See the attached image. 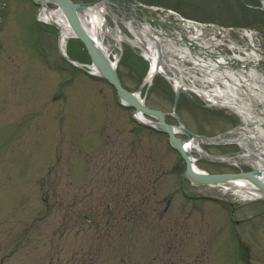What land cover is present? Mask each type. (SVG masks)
<instances>
[{"label":"rangeland","instance_id":"obj_1","mask_svg":"<svg viewBox=\"0 0 264 264\" xmlns=\"http://www.w3.org/2000/svg\"><path fill=\"white\" fill-rule=\"evenodd\" d=\"M129 1L233 27L220 33L203 28V36L222 39L219 49L234 42L264 51V0ZM106 5L116 15L106 14L107 24L117 23L129 37L126 23H144V13L172 17L114 0ZM38 10L30 0H0V264H65L78 254L91 258L90 264H119L120 254L128 264H264V198L233 202L232 211L229 200L190 184L167 135L135 120L133 108L120 103L105 79L70 64L61 54L58 29L38 21ZM168 21L150 20L171 32ZM120 47L119 79L136 91L148 62L138 48L124 41ZM66 51L90 63L78 39H70ZM115 53L119 48L113 46ZM171 84L157 74L140 91L147 106L167 113V123L178 125L179 116L188 130L204 136L238 126L233 111L210 106L194 92H182L175 104ZM200 146L214 155L237 149ZM205 152L191 153L210 173L249 168ZM107 205L129 211L109 239L102 229ZM138 208L145 217L137 216Z\"/></svg>","mask_w":264,"mask_h":264},{"label":"bare ground","instance_id":"obj_2","mask_svg":"<svg viewBox=\"0 0 264 264\" xmlns=\"http://www.w3.org/2000/svg\"><path fill=\"white\" fill-rule=\"evenodd\" d=\"M111 11V8L103 5L102 3H95L84 8L80 14L81 21L89 35L93 39H96L97 42L101 43L102 46L104 45L108 51H111L113 46H119L120 38L129 37L125 33L121 32L117 23H114V27H110V25L107 24L105 13L108 12L112 14ZM37 17L41 22L45 24H52L58 29L60 50L62 53L67 55L66 48L68 41L73 38V31L70 28L65 16L58 8L50 7L48 2L43 0V4L39 7ZM126 24L128 32L131 33V37L129 38L132 43L137 44L141 42L143 44L142 53L149 63L147 73L143 79L144 84L146 85L152 83L154 76L159 71L166 74L165 70L168 64H175L172 60L170 63L165 65L168 57L163 53V49L167 50V52L171 54L172 51L177 49V47L180 48V45H183L185 49H190L192 53L200 55L196 58L199 59L197 61L198 64H201V66L204 67L203 79L201 80L200 77L195 78V81L197 82L194 83L185 81L187 83V87L190 88L188 91L193 89L210 105L227 107L239 115L241 120L239 126L234 130L220 135V138L238 141L242 146V150L239 152L237 157L233 159V161H245V159L249 160L255 168L260 169L262 172L260 173V176L264 179V113L260 112L258 109L259 103L263 101L264 98V90L261 91L264 89V84L259 85V88L252 89V91L246 94V97H238L237 94L234 93L236 90L234 91V88L231 85L218 87L215 84L212 89L213 83L210 85L209 81H205L206 74L208 75L207 69L221 62H225V57L222 54L211 55L215 58V62L210 60L213 58H202L201 56H205L209 53L207 49L211 48L208 41H203L200 46L195 48L189 46L184 40L182 41V39L177 38L175 35L168 34L165 38L160 31L164 29L156 25H152L151 22L140 23L137 26H134L131 21ZM196 36L198 37V35ZM214 40L215 39H212L210 42L213 44ZM156 45L160 46L162 54L159 68H155L157 61ZM242 59L246 60L247 58ZM209 61L212 63L210 64ZM92 71L96 72L94 68ZM93 74L97 75L98 73ZM211 77L207 78L212 79ZM182 81L183 79H175L174 81L172 80V83L174 86H178L179 84L183 85L184 83ZM228 89L232 92V94L226 93ZM135 95L143 101L140 93L136 92ZM260 106L262 105L260 104ZM136 117L146 121L145 117L140 113H137ZM175 131H178V129L175 128ZM183 144L187 151L190 150L192 152L195 150L200 153L204 152L200 146L199 140L196 137L185 140ZM249 155H254L255 160L250 159ZM191 160L193 164L197 165L193 156H191ZM197 168L199 169V167ZM194 183L198 184L197 182ZM202 188H204L203 190H208L209 192L227 200L243 202L255 200L261 197L255 183L247 179L232 180L225 183H209L205 186L203 185Z\"/></svg>","mask_w":264,"mask_h":264},{"label":"water","instance_id":"obj_3","mask_svg":"<svg viewBox=\"0 0 264 264\" xmlns=\"http://www.w3.org/2000/svg\"><path fill=\"white\" fill-rule=\"evenodd\" d=\"M32 1L39 7L43 4V0ZM100 1L101 0H94L92 2H73L72 0H46V2L55 4L61 11V13L65 16L70 28L73 31V36L77 37L86 48L93 67L113 86L121 102L123 104L132 106L134 109V114L142 113L156 118V125L149 121H143V123L151 126H156L158 129L164 131L168 135L170 144L179 152L185 162V178H187L189 181H196L201 184H207L219 183L227 179L242 177L256 183L259 186L260 190L264 193V181L255 176L253 172H240L237 174H213L197 170L191 160L190 151H187L184 148V144L181 139L175 136V130L173 126L165 122V113L160 110L148 107L138 97H136L135 93H138L140 91L143 83H141L136 92L129 91L122 86L119 77L114 69V66L109 60L107 51L101 45V43L97 42L96 39H93L89 35L80 18V13L84 8ZM178 93L179 90H176L175 102L177 100ZM180 128L189 138L193 137V133L182 126H180Z\"/></svg>","mask_w":264,"mask_h":264},{"label":"flooded vegetation","instance_id":"obj_4","mask_svg":"<svg viewBox=\"0 0 264 264\" xmlns=\"http://www.w3.org/2000/svg\"><path fill=\"white\" fill-rule=\"evenodd\" d=\"M107 208H108L107 211H104V214H103L102 229L105 230L104 234H105L106 238L109 239L110 238L109 234L111 233V230L113 229L114 224L118 220H120L121 218L126 220L127 213L129 211H128V207L126 205H116V206L115 205L114 206L113 205H107ZM168 208H169V205H167L164 209L167 211ZM155 211H156V207L153 209V211H151V213L154 214ZM135 213H137V216L139 218L145 217V213H144V211H142V208H138L135 211ZM181 215H182V213H180V216ZM183 218H184V216H183ZM170 221L171 220H169V223H168L169 226L172 225V224H170ZM88 222L90 223L91 220ZM92 222H94L95 225H97L99 223L98 221H92ZM173 222H177V221H173ZM234 222H236V221H234ZM169 229H171V228H169ZM168 245L169 244L166 243V247ZM161 247H162V244H161ZM91 260L92 259L87 258V255H85V254H78V255H75L72 259H70V260L68 259L65 264H90ZM129 260L130 259H128L125 255H122V254L119 255V259H118L119 264H128L127 261H129ZM154 260H155V258L153 257V261ZM109 261H110V259H109ZM167 262H168L167 264H170V260Z\"/></svg>","mask_w":264,"mask_h":264}]
</instances>
